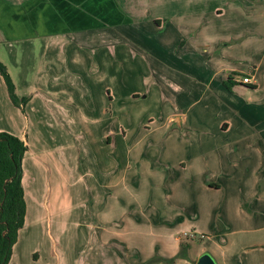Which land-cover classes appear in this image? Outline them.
Instances as JSON below:
<instances>
[{"label":"crops","instance_id":"obj_1","mask_svg":"<svg viewBox=\"0 0 264 264\" xmlns=\"http://www.w3.org/2000/svg\"><path fill=\"white\" fill-rule=\"evenodd\" d=\"M146 1L0 0V60L18 96L29 97L16 106L0 74V131L28 146L26 219L9 264H24L26 253L37 254L34 264H147L175 257L182 235L207 233L211 224L216 233L197 251L188 245L174 264H196L205 252L217 264H264V0ZM130 25H153L149 44L169 50L167 63L161 51L136 44L144 64L151 53L158 90L105 86L85 100L79 69L95 61L91 46L106 44L121 63L141 60L117 44V28ZM105 62L99 78H113L111 57ZM60 78L72 80L62 86ZM144 92L143 99L155 93L149 122L132 141L128 111ZM92 142L118 152L103 170ZM145 183V196L132 198ZM155 205L169 214L156 223L171 227L156 229Z\"/></svg>","mask_w":264,"mask_h":264},{"label":"rangeland","instance_id":"obj_2","mask_svg":"<svg viewBox=\"0 0 264 264\" xmlns=\"http://www.w3.org/2000/svg\"><path fill=\"white\" fill-rule=\"evenodd\" d=\"M148 3V5H151L153 6V2L154 0H147L146 1ZM150 18H152V15H150ZM153 23V22H152ZM155 24V23H153ZM133 25H130V26H126L123 27L125 29H119L117 28L119 31V33H121V36L118 37L119 41H117V44H121L122 42H126L125 44H128L126 46L127 50L129 51V57L130 58H134L135 55H137L138 58H140L141 60H137L135 59V63L133 61H129V62H126V63H121L120 62V54L117 53L116 55H114L113 59H112V56L109 54V46H107L106 44H102L100 46V42L94 46V47H90V49L92 51H94L95 53H90L91 55V61H92V57H94L95 61H92V62H86L85 64L82 62L81 64V67L79 69V74L82 75V76H85V78L83 79H80L79 82L80 83V94L85 97V100L86 99H90L92 98V96L95 94V91L98 89L99 91L101 90H106V88H104L105 86H118V87H124L123 89H125L127 92L126 93H129L131 92L132 89H137V88H142V87H152L153 89H156L158 90V83L154 80V78L151 76V71H152V61L153 59L151 58L150 54L151 53H147L146 57H144L145 59L144 60H148L150 63L149 64H144L142 62V53H139V51L137 50V47H136V44H139V42L142 44V48L144 50H147V51H150L152 52L153 55H159V51H161V55H162V60L166 61L167 63H169V57L170 55H167L168 53V49L167 48H162V47H159L157 45H154V44H149V40L148 39H151L148 37V29L152 31L153 29V25H151L150 27L146 28V30H143V26L142 27H139V26H135V31L136 32H144L143 35L145 36H142L141 38H139V36L136 35V32L133 31L131 29ZM156 28V26H154ZM129 28V29H127ZM107 32H105L106 34L108 33V29H106ZM115 31V30H114ZM142 39V40H141ZM146 40V43H142V41H145ZM108 44V43H107ZM131 45V48L129 47ZM80 49H84V48H80ZM106 50L107 51V54H103V51ZM120 50V48L118 47V51ZM88 52V50H87ZM166 52V54H165ZM165 54V55H164ZM111 57V62H112V65H113V71H115V73L113 72V78H107L105 79L104 77L101 76V78H99V71L104 69V65L107 64L108 66V63L105 62V60L107 59V62L108 60L110 59ZM125 60V58H124ZM84 61V60H83ZM245 61H249V60H245ZM36 65V64H35ZM109 69V68H108ZM106 71H110V70H106ZM91 73H97L98 75V78L96 77L95 79H89V76H91ZM144 73L148 75V77L144 78ZM162 79V78H161ZM160 79V80H161ZM72 80V79H71ZM70 80V81H71ZM69 81V82H70ZM162 83L164 85L167 84V80H161ZM67 79H63V78H60L59 79V83L62 85V86H67V84L69 83ZM151 82L153 83L151 85ZM123 84V85H122ZM160 87V86H159ZM146 91V90H145ZM147 92H144L141 94L140 98L135 100V104H132V102L130 103V109L128 111V119H129V122H130V131H131V135H130V139L132 141H135L137 136L143 132V129L145 128L144 125L142 124L143 121H146V122H149V118L147 117L148 113L145 112L147 106H151L153 105V95L155 94H151V96H149L148 98L146 99H143V96L144 94H146ZM82 99V98H81ZM132 124V126H131ZM67 129H69V127H66ZM66 134L69 136L70 135V132L68 130H66ZM66 136L68 139L69 137ZM153 139V136H148L147 137V140H150ZM91 141H93L91 139ZM84 142V140H83ZM94 142V141H93ZM91 143V145L88 147L90 150V153L91 155L92 154V151H94V153L96 155H94L92 157V159L94 161H96V166L98 169H102L105 168V163H108L110 162V157H109V154L110 153H113V152H116L115 149L109 147V146H102V147H98L95 143ZM179 145L180 143H177V148L175 151V153L179 154V152H181V149H179ZM183 149H185V144L183 146ZM113 151V152H112ZM123 151V150H122ZM122 151L120 153H122ZM144 152L147 151V148L143 150ZM150 152H153V148H149ZM82 148H81V154H82ZM120 153L119 155L117 156V160L119 162H121L122 160L119 159L118 157L120 156ZM116 154H118V152H116ZM152 153H149V157H148V160L152 161V156H151ZM88 157V155H85ZM106 158V160H105ZM81 160H79V164H80V167L81 169L83 170L84 167H85V162L84 163H80ZM98 179L99 177H101V174H99L98 172V175H97ZM100 181V180H99ZM91 183L92 184V179L88 178L87 181L85 183ZM144 188V189H143ZM142 188L143 192L140 190L138 192H132V195H130L132 198L134 196H139V197H142L143 194L145 196L146 194V190L145 189H148L149 188V184L148 183H145L144 187ZM201 193V192H200ZM222 194L224 195L225 192L223 191ZM221 194V195H222ZM155 195V192H152V197L150 196H147L146 199H149V201H152L153 199V196ZM222 195V196H223ZM145 199V200H146ZM189 200V199H188ZM191 201V200H190ZM192 202V201H191ZM158 206L159 205H155L154 206V210H155V216H154V221L156 223V221L160 218H163L165 215H167V217L169 216L168 212L162 207V208H159L158 210ZM151 211V208L149 209ZM209 211H210V214H211V208H209ZM158 214V217L156 216ZM208 217H211L210 215L209 216H204L203 219H202V222L200 223V225H205L206 227L209 226V223L210 221H208ZM157 224V223H156ZM160 226V228H156V229H167L169 227L172 226V224H167V223H164V224H157ZM204 227V226H202ZM208 231L207 233H204V234H201L203 232H193L191 231L190 233H187V235H182L184 236L185 240L182 241V242H188L191 244L192 246V252L194 251H197L200 246L202 247L203 244H200V242L206 237V236H209L210 233H216V228H215V225L213 227V225L211 224V226L209 228H207ZM204 236V237H203ZM203 237V238H202ZM188 249V248H186ZM190 250V248H189ZM186 251V250H185ZM206 253V252H205ZM36 254V253H35ZM35 254H27V260H25L24 264H34V259L36 257ZM168 258H172V257H168ZM179 258V257H178ZM177 259V258H176ZM176 261V260H175ZM171 264H174L171 263Z\"/></svg>","mask_w":264,"mask_h":264},{"label":"trees","instance_id":"obj_3","mask_svg":"<svg viewBox=\"0 0 264 264\" xmlns=\"http://www.w3.org/2000/svg\"><path fill=\"white\" fill-rule=\"evenodd\" d=\"M0 74L4 77L13 103L23 107L29 97L18 96L8 67L1 60ZM224 83L231 89L234 85L233 78L229 77ZM27 150L26 142L18 135L0 131V264H9L13 247L18 240L20 230L25 225L27 203L23 182V159ZM188 245H190L188 242L182 243V248L175 257L157 256L147 264L161 261L171 264L176 258L186 256L185 248Z\"/></svg>","mask_w":264,"mask_h":264},{"label":"water","instance_id":"obj_4","mask_svg":"<svg viewBox=\"0 0 264 264\" xmlns=\"http://www.w3.org/2000/svg\"><path fill=\"white\" fill-rule=\"evenodd\" d=\"M196 264H217V263L209 253H203L199 256Z\"/></svg>","mask_w":264,"mask_h":264},{"label":"built area","instance_id":"obj_5","mask_svg":"<svg viewBox=\"0 0 264 264\" xmlns=\"http://www.w3.org/2000/svg\"><path fill=\"white\" fill-rule=\"evenodd\" d=\"M242 82L244 83H250L251 82V77L246 75L242 78Z\"/></svg>","mask_w":264,"mask_h":264}]
</instances>
